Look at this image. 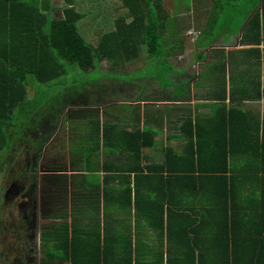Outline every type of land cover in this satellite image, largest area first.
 I'll list each match as a JSON object with an SVG mask.
<instances>
[{
  "label": "trees",
  "instance_id": "trees-1",
  "mask_svg": "<svg viewBox=\"0 0 264 264\" xmlns=\"http://www.w3.org/2000/svg\"><path fill=\"white\" fill-rule=\"evenodd\" d=\"M171 1L172 14L163 0H63L56 16L42 0H0V165L18 147L38 160L63 124L69 167L92 172L74 181L59 174L66 166L47 167L53 222L33 264H264V0H211L209 23L237 22L207 54L212 37L197 38L198 72L168 60L178 8L192 3ZM133 62L141 79L114 75ZM151 86L158 100L145 97ZM163 122L182 145L144 163Z\"/></svg>",
  "mask_w": 264,
  "mask_h": 264
},
{
  "label": "rangeland",
  "instance_id": "rangeland-1",
  "mask_svg": "<svg viewBox=\"0 0 264 264\" xmlns=\"http://www.w3.org/2000/svg\"><path fill=\"white\" fill-rule=\"evenodd\" d=\"M42 1L47 2V6L52 8V11L54 14H56V16L60 14V9L63 5V0H42ZM191 2H192V3H190L191 8L188 12H187L185 7L180 6L178 8V15L176 17L177 18L176 26L180 29V32L178 34V36L180 38L175 39V42H173V40H172L173 38H171L172 36L167 37V39H168L167 41H169L170 39H171V41L166 44V47H167V49L169 47L170 48L172 47L176 51V53L174 55H171L168 57L169 62L171 63L172 67L175 70L182 71V70H188L189 68H193V70L195 72H198L197 69H198L199 63H197L195 61V55L197 54L198 49L195 48V46H194V43L197 40V38L200 42H204V41H207L209 38L212 37V40L214 41L212 48L207 47L206 49H204L205 54H207L208 52H210V50L217 48L218 45H216V44L219 43L220 40H221V43L224 42L223 40L226 39L225 35L228 33V31L226 29L227 28L229 29L230 27H235L237 20L235 19L236 16H233L231 18V15L224 16L225 14L221 13L219 18L216 20V22H212V24H211V23H209L210 21L208 19L209 14L208 13L206 14V11L203 12L205 8L206 9L210 8L211 0H191ZM163 4H164L165 9L170 14H172V12H173L172 1L171 0H163ZM205 14H206V19H205ZM227 18L230 19L229 22L225 21ZM210 20H212V18H210ZM198 24L201 26H199V28H196ZM213 35H214V37H213ZM179 44H181L183 46V51L180 54L177 53V52H179L177 49ZM215 45H216V47H215ZM241 47L242 46L237 45L236 48L240 49ZM227 49H229V47H227ZM225 51H227V50H225ZM143 53L144 52H142V57L144 56ZM142 57H140V58H142ZM140 64H141V62H138V63L133 62V63H130L128 65H124L123 66L124 72H116L114 75L117 78H119V75H122L121 76V79L123 77L122 81L134 82V81L138 80V78L141 79L140 78L141 75L137 71L132 72L133 70H129V68L131 66L133 68L134 67L137 68L138 66H140ZM98 68L100 71V72L98 71L99 73H104L105 69L107 68V65H105L104 62H101L99 64ZM146 68H148V67H146ZM140 71H142V68L140 69ZM91 75H92V73H91ZM184 76L187 77V74L184 73ZM102 77H103V80L100 81L101 85L102 86L103 85L108 86V84H107L108 82L106 80H104V76H102ZM73 78H74V80H71ZM81 78L82 77L80 74H76L74 72L73 73L69 72V75L67 76L68 81L71 80L73 82L78 80V79H81ZM130 79L132 81H129ZM142 81L145 83L146 80L143 79ZM51 84H53V83H51ZM136 85H137V87L141 86L140 84H137V82H136ZM104 86H103V88H105ZM134 87H135V89H137L136 86H134ZM55 88H58V86H56ZM120 89H121V86H120ZM146 91H147V93H146L145 97H147V99H149V100H153L154 98H155V100H158L159 95H163L161 93V91L159 89H157V87H154V86L148 87ZM194 102H195L194 100H191L189 103L191 105H193ZM146 104H151V102L147 101ZM146 104H145V102H141L140 108L143 109ZM152 104H154L153 105L154 108L157 107L158 109H162L163 106L165 104H167V102L166 101H158V102L153 101ZM201 112H207V110L203 109V110H201ZM58 126H59V131L55 134L53 140H51L49 146L46 148V151L43 152V154H45L44 155L45 157H42L41 159H39V161H37L38 168L42 167L43 166L42 164H44V163H45L46 167H48V163H49V165L50 164H53V165H59L60 164V165L66 166L67 168L69 167L68 166V160L69 159H68V155L66 154V150H67L66 145L68 142L67 137H66L67 130L65 128H63V124H60ZM156 129L161 130L163 133L167 132V126H166L165 122H163L161 124V126L157 127ZM164 135L158 137V140H161L163 143L165 141ZM54 149H57V152L54 154L53 153L51 154L52 150H54ZM47 151L50 153V155H46ZM151 153L153 154L152 160H159L160 159V157H161L160 151H158L156 149V150H154V152H151ZM12 154L15 156V158L13 157L11 159V162H14L12 164V167H5V168H12L13 172H17L20 170L18 166L25 165V163H24L25 159H24V155H23L25 153L22 150V148L18 147L15 150H12L11 156H12ZM8 157H9V155H3V158L0 157V163L3 162V160H5V158H8ZM43 158H45V159H43ZM26 160H27V158H26ZM3 169H4V166L0 165V182L3 181V177H4V175H3L4 170ZM39 169H38L37 173H39V171H40ZM0 195H1V190H0ZM71 197L73 198V196H71ZM3 209L8 210L9 207L4 206ZM50 224H51L50 221L48 223H46V221H45L44 223L41 224L40 230H37V232H36V248H35L34 253L32 255L35 258L36 263L39 261V259L41 257V254H40L41 251H40V247H39V245H40V243H39L40 231L45 225L47 226ZM9 243H12L10 238L8 240V244ZM12 250H13V248H12ZM13 252H14V253H12L13 257L18 256V253L16 251L13 250ZM60 264H67V263L61 262Z\"/></svg>",
  "mask_w": 264,
  "mask_h": 264
},
{
  "label": "flooded vegetation",
  "instance_id": "flooded-vegetation-1",
  "mask_svg": "<svg viewBox=\"0 0 264 264\" xmlns=\"http://www.w3.org/2000/svg\"><path fill=\"white\" fill-rule=\"evenodd\" d=\"M26 148L23 154L25 165L18 166L20 170L17 172L12 168L5 170L0 182V264L35 262L32 255L36 248V232L46 220L43 214L48 200H51L45 192L53 184L51 175L57 174L48 170L45 163L38 168L37 161L43 156V150L41 157L35 160L34 152L28 146ZM34 167L36 170H32ZM4 206L9 209H3ZM9 238L12 243L8 244ZM12 248L19 257H13Z\"/></svg>",
  "mask_w": 264,
  "mask_h": 264
},
{
  "label": "crops",
  "instance_id": "crops-1",
  "mask_svg": "<svg viewBox=\"0 0 264 264\" xmlns=\"http://www.w3.org/2000/svg\"><path fill=\"white\" fill-rule=\"evenodd\" d=\"M240 36H241V34H240ZM240 36H238V39L236 40V44H235V46H234V48H236L237 47V45H239V43H240ZM263 43L261 44V46H260V48H263ZM228 47H229V49H228V51L230 50V49H232V47H231V44L229 45H227ZM222 48H226L227 49V47L226 46H222ZM225 49V50H226ZM236 49H239V48H236ZM255 105H256V103H255ZM258 105H259V110L260 111H262V106H263V103H262V101H260L259 103H258ZM59 131V126L57 127V130H56V133ZM55 133V134H56ZM55 134L51 137V139H49V141H47L45 144H44V146H43V148H42V150H43V152L44 151H46V148L49 146V144H50V142H51V140H53V138H54V136H55ZM165 134V135H164ZM165 136V141H164V143L161 141V140H158V137L159 136ZM167 132L166 133H163L161 130H158V134H157V136H156V141H157V145L155 146V147H150V148H146V149H144V155H145V159H144V163H147V164H158V163H161L162 161H163V159H164V156H163V148L164 147H166L168 144H170L171 146H173L175 149H180V147H181V145H182V142H180V141H175V140H172V141H170V142H168V140H167ZM66 147H67V150H66V154L68 155V159H69V152H68V143H67V145H66ZM158 150V151H160V155H161V157H160V159L159 160H152L153 159V154L151 153V152H154V150ZM106 151V150H105ZM105 151H103L104 153H106V154H109L111 151H108V152H105ZM57 152V149H54V150H52V152H51V154L53 153H56ZM113 154H116V153H114L113 152ZM45 154H43V156L42 157H45L44 156ZM46 155H50V153L47 151V153H46ZM64 156V155H63ZM113 156V155H112ZM41 157V158H42ZM43 159H45V158H43ZM69 162V161H68ZM50 165H53V164H50ZM49 165V163H48V166H50ZM68 166H69V163H68ZM67 170L66 171H64V172H58L59 174H67V176L69 177V179L70 178H72L73 177V180L75 181V179H74V177H76V176H79V175H91L92 174V172H87L88 174H86V172H83V171H74L73 169H71L70 167H68V168H66ZM100 177H99V180H102V178H103V174H104V172L102 171V170H100ZM37 187H39V183H38V185H37ZM73 188V185H72V183H70V180H69V183H68V189H69V203L71 204V202L74 200L75 201V198H72L71 197V193H72V191H74L75 189H72ZM44 205H45V203H44ZM43 205V206H44ZM46 212H45V214H43V216L45 217L46 215H47V213H49V210H48V206H46ZM47 217V216H46ZM48 218V217H47ZM47 218H45L46 220V223H48L49 221L50 222H53V219H47ZM41 232V231H40ZM39 237H40V234H39ZM39 243H40V239H39Z\"/></svg>",
  "mask_w": 264,
  "mask_h": 264
},
{
  "label": "clouds",
  "instance_id": "clouds-1",
  "mask_svg": "<svg viewBox=\"0 0 264 264\" xmlns=\"http://www.w3.org/2000/svg\"><path fill=\"white\" fill-rule=\"evenodd\" d=\"M239 45H240V43H239ZM225 46V45H224ZM241 46V45H240ZM216 47V46H215ZM218 47V46H217ZM220 47V46H219ZM222 47V46H221ZM226 47H228L227 45H226ZM209 48H212V47H209ZM226 49V48H225ZM227 51H228V49H226Z\"/></svg>",
  "mask_w": 264,
  "mask_h": 264
}]
</instances>
